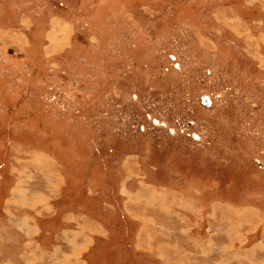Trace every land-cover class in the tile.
<instances>
[{
    "label": "rangeland",
    "instance_id": "1",
    "mask_svg": "<svg viewBox=\"0 0 264 264\" xmlns=\"http://www.w3.org/2000/svg\"><path fill=\"white\" fill-rule=\"evenodd\" d=\"M29 163L13 201L42 215L32 242H62L38 264L254 262L264 0H0V218Z\"/></svg>",
    "mask_w": 264,
    "mask_h": 264
},
{
    "label": "crops",
    "instance_id": "2",
    "mask_svg": "<svg viewBox=\"0 0 264 264\" xmlns=\"http://www.w3.org/2000/svg\"><path fill=\"white\" fill-rule=\"evenodd\" d=\"M16 164H20V162H17ZM29 164H30L29 167H27V164H23L22 167H20L21 165L20 166H17V165L13 166L12 167L13 170L11 172L13 175L11 176V178H10V174L8 176V179H10V182H11L10 188H9L10 204H8L6 212L4 210V213H5L4 218H2V217L0 218V227L6 228V227L12 226L11 229H7L5 231H11V233H17V236H16L17 238H14V236H13L12 240H10L8 242L9 249H12V252L11 251H7V254L9 255L8 259L7 260L4 259L3 260L4 262H2L1 264H14V263L15 264H20V262L18 260V257H15V256H16V251L18 249V246L20 248V244H22V242H23L22 246H23V249L25 251L24 254H25V258L26 259L24 257H22L21 261L23 262L24 260H27V264H38V261H39L38 252L39 251H41L40 252L41 254H43V251H46V253L49 254L50 256L54 255L52 253L58 254L59 251H56V249L59 250V246L62 245L61 244L62 242L61 243L57 242L58 243L57 244L56 241L54 243H52V246H48L47 243H44L43 241L40 242L41 243L40 245H37V241L36 240H35L36 242H34V241L32 242L31 239H32V236H33L34 232H36L37 230L40 231V232H44L45 231V229L42 226L41 227L39 226V221H40L39 218H41L42 215L39 216L38 211H36V213L33 214V215L31 213L30 214H26L27 212L26 213L22 212V210H23L22 206L23 205H18V206L15 205L21 198L19 194H18V197H17V202L13 201V197L15 195L13 193V191L18 186V183L21 181L22 183L24 182L23 183L24 185L29 184L30 186H32L31 185L32 182H31L30 178H29L30 182L29 183L27 182V180H28L27 176H29V177H32V175L34 176L35 174H37L36 171L39 170L40 167H41V166H38L36 163H29ZM24 171H25V173H24ZM27 171H29V173ZM22 174L27 178L26 181H23L24 179H22V178L20 179V177H21L20 175H22ZM48 182H50V181H48ZM31 196H32L31 193H29L27 195L26 202L27 203L29 202L30 209L31 208L32 209H34V208L38 209L37 203L34 205V201H35V197L36 196L35 197H31ZM56 211H59V209L56 210ZM239 211H238V219H239V216H240L241 220L243 221V223L244 222L247 223L248 217L249 218H253V219H255V218L258 219L257 220L258 224H256L254 226L253 230H254V232H257V238L259 239V237H260V239H261V237H263V235H264V223H263L264 220L259 215L256 214L257 211L256 210H254L255 212L252 211V210L251 211L250 210L246 211V214H244V216H243V212H245V211H241V212H239ZM19 213H23V215H19ZM174 215H176V214H174ZM256 216H259V217H256ZM8 218L10 220L9 224H8ZM84 218H81V227H82L81 230H83L85 232L87 230L86 229L87 228L86 227L87 223H86ZM175 218L178 219L179 217L176 215ZM73 220L76 221V218H73ZM83 225L86 227L85 229H83V227H84ZM99 226L100 225H98V227H95V229H97L98 231H100L101 228H102V227H99ZM237 227L238 228H243L244 225L243 226L242 225H240V226L238 225ZM1 229L2 228H0V231H2ZM239 230H241V229H239ZM22 234H25V235L22 237ZM239 237L242 239V233L240 231H239V234H238V239L240 240ZM251 237L252 236H250V238ZM46 239H48V238L46 237L45 240ZM258 239H254V240H258ZM73 240H75V238H73ZM257 242L256 241L249 242L250 244L252 243L253 245H250L249 247H243V249L245 251L244 252L245 255L243 254V256H241L242 261H245V260H243L244 257H247V259L250 260V257H249L248 254L252 253V255L254 254V262H255V258L258 255L257 252L258 251H262L263 252L264 247L260 244V242H258V243ZM68 245H69V250H71L72 241H70V243L68 242ZM79 246H80V248H82V246H84V245L79 243ZM252 246H253V249H254L253 251H252ZM79 254H74L73 251H71L69 255L67 254L66 256H64V258L61 259V262H58L56 264H63V263L70 264V262H69L70 261L69 260L70 257L69 256H71V255L76 256V260H77V262L79 264V259H78V257L80 256ZM10 258H12V259H10ZM56 258L59 259V257H57V256H56ZM222 258H224V257H222ZM8 260H9V262H7ZM12 261H14V263ZM254 262L251 261V263H250L249 261L248 262L246 261L247 264H264V262L262 263L260 261H256L255 263Z\"/></svg>",
    "mask_w": 264,
    "mask_h": 264
},
{
    "label": "water",
    "instance_id": "3",
    "mask_svg": "<svg viewBox=\"0 0 264 264\" xmlns=\"http://www.w3.org/2000/svg\"><path fill=\"white\" fill-rule=\"evenodd\" d=\"M207 101V100H206Z\"/></svg>",
    "mask_w": 264,
    "mask_h": 264
}]
</instances>
